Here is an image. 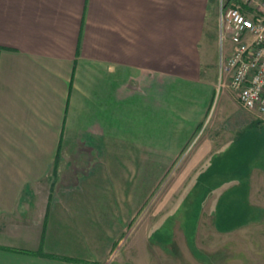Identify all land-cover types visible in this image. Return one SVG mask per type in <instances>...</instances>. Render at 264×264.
I'll return each mask as SVG.
<instances>
[{"label":"crops","instance_id":"1","mask_svg":"<svg viewBox=\"0 0 264 264\" xmlns=\"http://www.w3.org/2000/svg\"><path fill=\"white\" fill-rule=\"evenodd\" d=\"M210 3L0 0V264H131L107 262L119 195L153 159L215 146L201 138ZM232 146L211 176L231 170Z\"/></svg>","mask_w":264,"mask_h":264},{"label":"rangeland","instance_id":"2","mask_svg":"<svg viewBox=\"0 0 264 264\" xmlns=\"http://www.w3.org/2000/svg\"><path fill=\"white\" fill-rule=\"evenodd\" d=\"M217 14V0H211L201 45L209 64L204 72L217 85L201 138L215 132V146L196 139L184 151L168 153L162 167L153 159L150 169H142L136 195H119L126 223L107 262L264 264V115L244 108L229 87L230 76H221L220 58L229 52H222L228 39H221ZM229 143L231 170L211 176V159ZM224 180L229 183L218 187ZM225 190L231 195H222Z\"/></svg>","mask_w":264,"mask_h":264},{"label":"built area","instance_id":"3","mask_svg":"<svg viewBox=\"0 0 264 264\" xmlns=\"http://www.w3.org/2000/svg\"><path fill=\"white\" fill-rule=\"evenodd\" d=\"M221 39L232 48L220 58L221 76H230L229 87L242 106L264 115V0H219Z\"/></svg>","mask_w":264,"mask_h":264},{"label":"trees","instance_id":"4","mask_svg":"<svg viewBox=\"0 0 264 264\" xmlns=\"http://www.w3.org/2000/svg\"><path fill=\"white\" fill-rule=\"evenodd\" d=\"M25 252V251H24Z\"/></svg>","mask_w":264,"mask_h":264}]
</instances>
